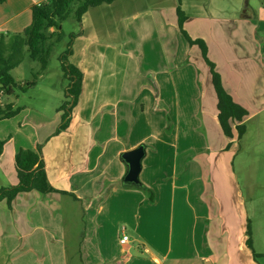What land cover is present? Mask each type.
<instances>
[{"label": "crops", "instance_id": "obj_1", "mask_svg": "<svg viewBox=\"0 0 264 264\" xmlns=\"http://www.w3.org/2000/svg\"><path fill=\"white\" fill-rule=\"evenodd\" d=\"M42 1L45 0H6L0 3V32L24 30L32 21L33 5ZM133 1L135 0L119 3V6L112 9L113 12L108 9L113 4H118V0L101 5V10L106 9L114 14L107 16L100 11L102 16L97 14L98 23L97 18H93L95 15L92 16L93 10H97L95 7L84 13L80 34L74 39L72 52L68 57L69 62L74 63L82 72V89L65 127H62L64 120L60 107L52 119H47L49 117L32 109L36 114L33 119H38L36 122L27 115V106H23L18 113L17 117L23 112L26 114L21 116L19 123L25 124V119H30L35 129V133L30 134L28 144L20 145L21 148L40 151L50 183L56 189L67 193L31 190L17 196H21L25 203L35 197L39 215L46 217L47 223L56 226L63 222L64 200L67 202L70 197L82 200L81 206L86 218L82 249L88 264H117L122 256L125 259L124 264H163L168 259L175 262L189 260L191 264H243L240 258H249L251 255L246 241L247 230L243 226L245 217L242 214L235 217V207L229 212L234 219L233 224L224 229L228 232L224 233L228 237L226 245H214L210 237L211 233H217L219 229L217 221L213 223L212 220L219 218L220 214H212V205L204 199V194L208 191L204 184L208 182L207 177L212 176V168L219 164V160L213 157L216 154L214 151L227 150V146L234 139L226 136L220 126L218 101L212 81L211 118L206 116V121H193L185 116L181 120L178 117V90H185L188 79L201 81L200 71L196 73L195 66L192 63L187 64L191 49L189 52V48L185 47L182 34L175 33L173 36L177 40L176 44H182L183 49L180 51V46L174 48L172 45L170 33L159 28L160 15L155 14L154 10L129 11ZM181 5L188 16L193 17L196 14L194 28L188 26L187 22L184 24L187 32L193 38L200 37L206 41L208 55L215 63L216 70H220L218 72L225 89L242 105L243 102L236 99L226 82V70L219 68V63L211 56L209 37H214L215 32L220 30L210 25L208 36V30L200 32L198 25L208 19L211 22H225L229 19L232 26H224L222 32L230 33L224 34L225 37L245 36L253 47L256 46L258 55L247 59L252 61L264 51V35L263 41L259 35L260 31L264 33V7L253 9L251 14H244L241 19H225L207 12V7L203 8L201 4L192 15L184 8V0H181ZM244 16L256 17L257 24L243 20ZM131 25L136 36L141 35L144 39H137V45L128 37L127 31ZM145 28L147 31L150 29L149 40L143 33ZM121 32L127 35L126 40H122ZM150 40L151 47L158 44L156 52H159L158 56H162L164 63L157 71L149 66L144 74H150V81L146 82L142 74L143 82L140 83L139 61L145 58L142 48H148ZM170 55L174 59L177 56L182 57L184 65L176 62L172 70ZM261 62L264 66V58H261ZM142 70L144 71L143 67ZM209 75L208 79H211ZM201 92H204L202 88ZM0 94L4 96L2 91ZM184 95H187V91H184ZM161 98L166 109L164 111L168 115L174 114V118L177 115L174 128L168 134L163 126L158 127L155 132V123L150 120L146 122L145 112L149 109V103ZM261 109H264V105L259 108ZM140 114L144 116L141 124L138 122ZM16 128V131L20 130L18 126ZM200 128H204L205 137ZM9 142L11 141L5 143L4 151L0 155L3 165ZM140 144L145 145L140 180L155 197L154 202H146L147 198L140 190L143 189L140 185L123 182L128 165L121 158V154ZM209 147L211 150L208 152ZM21 148L12 145L11 150H8V175L13 184L18 182L14 167L15 154ZM71 194H75L77 198ZM17 196L13 199V206ZM123 223L128 224L137 234L136 238L131 236L126 243L120 241L123 234L122 227L120 232L119 226ZM132 223L134 226H131ZM112 230L116 231L115 234L110 233ZM49 231L53 232V229ZM35 233L20 234L18 251L24 254H40L41 251L36 249L42 250L43 245L49 249L57 247L62 251L61 263L66 264L63 237L60 243L50 232L48 236L39 233L37 235V230ZM172 239L175 240L174 243ZM97 242L100 243L98 246ZM134 242L137 243L133 244ZM102 244L104 250L101 248ZM247 263L256 262L249 260Z\"/></svg>", "mask_w": 264, "mask_h": 264}, {"label": "rangeland", "instance_id": "obj_2", "mask_svg": "<svg viewBox=\"0 0 264 264\" xmlns=\"http://www.w3.org/2000/svg\"><path fill=\"white\" fill-rule=\"evenodd\" d=\"M123 1L125 0H118V4H113L108 10L113 12L114 8L117 5L119 6V3ZM184 2V8L190 15L194 13L196 8H200L201 4L203 8L207 7V12L214 13L225 19L227 17L241 19V16L244 14H251L253 9L264 7V0H184ZM178 4L179 0H135L131 3L129 11L135 9L139 11H156L154 13L160 15V20L158 21L159 28L162 31L170 33L169 38L170 41L172 40V45L174 48L180 46L179 49L176 48L180 51L183 49L182 44H176L177 40L173 36L175 33L182 34L186 43H184L185 47L189 48V52L191 49V55L189 56L188 54L187 64L192 63L195 66L196 73L200 71L201 81L195 79L191 81L188 79L184 90L187 91V95H184V91L178 90L180 102V115L178 117H181V120L183 119L182 117L188 116L193 121H198L199 119L206 121L207 117L211 118L213 113V101H210V93L213 91L210 84L212 79H208L210 70L204 57L201 56L202 51L199 45L190 43V40L179 29L176 9ZM102 5L104 6V4ZM101 7V5L96 6L95 9L97 10H93L92 16L95 15L93 18H97V20L95 19L97 23L99 16H102L100 11L105 12L107 16L114 14L109 13L106 9L101 10ZM188 10L191 11L189 12ZM195 15L193 17L187 15L185 21L192 28L196 26ZM228 20L225 22L218 20L211 22L212 20L210 21L209 19L208 21L203 20L204 22L198 25V29L200 32L208 30V33L206 32L207 35L209 34L208 36H210L208 29L210 25L218 29V31L220 30L219 32H215L214 37H209V45L212 49L211 56L219 63V68L226 70L225 77L228 86L233 90L236 99L243 102L242 105L247 109L249 115L244 120L245 132L243 135L239 137L238 131L234 127L233 143H230L228 146L225 145L227 146V150L225 151H214L216 154L213 157L219 160V164L218 167L212 168V176L207 177L208 182L204 184V188L208 191L204 194V199L212 205V214H220L219 218L212 220L213 223L217 221L219 225L217 233L210 234L212 244H218L219 247H224V244L226 245L228 237L224 234L227 232L224 229L229 228L233 224L234 219H232L229 212L233 211L232 207H235V217L241 214L245 217L243 226L245 230H250L251 244L254 250V253H252L249 247L251 256L249 258H240L242 263L248 264L249 260L250 262L254 260L255 264H264V109L259 110L264 105V66L261 62V58H264V51L255 60L247 61V59L250 60L254 55H258V49L256 46L253 47L245 36L238 37L234 35L232 37H225L224 34L229 35L230 33H224L222 30L227 26H232V23ZM243 20L249 23L253 21L255 24L258 21L256 17L247 16H244ZM139 24L141 23L139 22ZM60 26L65 36L61 42L55 43L46 69L42 70L41 63L38 60L30 58L28 52L25 51L22 62L12 71L17 81L16 93L11 96L4 93V96L0 94V99L3 103L11 101L15 102L16 106L22 108L23 106H27L29 110V114L27 115H29L31 120H34L33 117L36 115L34 111L49 117L47 119H52L55 116L57 108L66 99H70L66 97V88L69 80L64 75L60 56L66 49L68 42L71 41V34H75V39L80 34L82 25L71 14L69 18L60 22ZM132 26L127 31L128 37L131 39V42L137 45V39L142 40L143 37L141 35L136 36ZM167 27H170V29L167 30ZM51 29L53 30V28ZM192 30L195 32L194 29ZM149 31L146 28L143 30L147 40L150 37ZM121 35L122 40L127 39L125 33L121 32ZM259 35H261V41H263L262 35L264 33L260 31ZM119 37L117 36V38ZM148 43V48H142L145 52V58L139 61L140 83L143 82L142 74H144L149 66L157 71V68L164 63L162 56H158L159 52H156L158 44L151 47L152 40ZM262 44L260 43V45ZM132 50L134 49L132 48ZM250 50L253 52L251 53ZM170 56V67L172 70L176 62H181L182 66L184 65L182 57L178 58L177 56L174 59L172 55ZM232 58L235 59L233 60ZM218 71L220 72V70ZM145 74L146 82L147 80L150 81V74ZM189 75L191 74L189 73ZM209 78H211V75H209ZM33 81L35 82L34 84H29ZM201 88L204 90L203 93L201 92ZM156 92H158L157 88ZM164 110L166 109L164 108L163 98L160 100L155 99L152 104L149 103V109L145 112L146 122L150 120L151 123H155V132H157L158 127L163 126V130L165 128V132L168 134L174 128V119L177 118V115L174 118V114L168 115ZM17 115L6 118L7 120H0V139H4L6 142L11 141L8 143V148H6V154L4 153L5 164L3 165L0 162V188L13 184L9 179L8 173L10 167L7 165V157L12 145L18 148H21L20 145L26 146L27 142L30 141L31 132L35 133L33 122H30V119H25V124L19 123L22 120L21 116L26 114L23 112L22 115L18 117ZM142 117L144 116L140 114L138 119L140 124L144 121ZM37 120L34 121L36 122ZM17 126L20 128L19 131H16ZM199 130L205 137L204 128H200ZM10 137L11 139H9ZM210 150L209 147L207 151L209 152ZM212 162L214 163V158ZM144 176L145 172L142 174L143 179ZM140 190H142L144 196L147 198L146 202H154V196L153 201L150 200V192L144 189ZM20 193L22 194V192ZM16 199L14 206L13 200L11 205L5 199L0 202V264H48L49 262L50 264H62L60 261L62 251L57 247L49 249L48 246L43 245L41 246L42 250L36 249V251H41V253H32L33 255L18 251L20 234L31 233L35 235L36 230L37 235L46 234L48 236L49 232L52 233L53 237L60 243H62L61 237H63L66 245V264H88L82 249L83 238L86 232V218L81 206L82 200H74L71 197L67 198L69 203L64 200L63 222L61 224L59 222V226H56L47 223V218L39 215L38 207L35 205L37 203L35 197L29 199L26 203L21 196H17ZM131 226H134L133 223ZM121 227L125 229V233L129 237L136 238V232L128 224L123 223L120 225V232ZM50 229H53V232L49 231ZM115 232V230H112L110 233L115 234ZM172 242L174 243L175 240L172 239ZM135 243L137 242L133 244ZM99 244L97 242L96 245L98 246ZM101 248L104 250V244L101 245ZM124 260L122 256L117 264H124ZM191 263L189 260L175 262L172 259H168L163 264Z\"/></svg>", "mask_w": 264, "mask_h": 264}, {"label": "trees", "instance_id": "obj_3", "mask_svg": "<svg viewBox=\"0 0 264 264\" xmlns=\"http://www.w3.org/2000/svg\"><path fill=\"white\" fill-rule=\"evenodd\" d=\"M6 0H0V3ZM115 0H45L32 7V21L22 31L0 32V91L11 96L16 93L17 81L13 75V70L22 62L25 51L29 57L41 63L42 70L48 65V60L55 46V43L64 39V32L61 30L60 22L73 17L81 24L82 17L90 8L111 4ZM178 15V26L180 31L190 40L192 44H198L202 51L206 63L209 66L212 84L217 97L218 120L224 134L230 138L234 135V127L241 137L245 132L244 120L248 116L247 109L238 103L234 97L225 89L221 74L216 70L215 63L208 56V46L204 39L193 38L185 29L184 24L187 18L186 12L182 8L181 0L176 7ZM53 28V30L51 29ZM75 34H71L74 40ZM68 42L66 49L60 56L64 75L68 78L69 84L66 88V97L69 100L60 106L63 110L65 127L68 123L74 105L82 89V72L74 63L69 62V54L72 52L73 40ZM53 40V41H52ZM35 82H30L29 84ZM22 107L16 106L15 102L3 103L0 99V120L11 118L20 112ZM6 140L0 139V155L4 151ZM15 168L18 182L10 186L0 188V202L6 200L11 205L12 200L20 192L38 190L43 193L63 192L52 186L48 179L45 163L40 151L29 148H21L15 154ZM144 190L148 188L140 184ZM75 198V194H71ZM150 200L153 194L150 192ZM247 245L254 250L251 244L250 230L248 229Z\"/></svg>", "mask_w": 264, "mask_h": 264}, {"label": "water", "instance_id": "obj_4", "mask_svg": "<svg viewBox=\"0 0 264 264\" xmlns=\"http://www.w3.org/2000/svg\"><path fill=\"white\" fill-rule=\"evenodd\" d=\"M145 155V145L140 144L137 147L124 151L121 158L127 163L128 171L123 178L126 184L140 185V172L142 169V159ZM206 264H210L207 262Z\"/></svg>", "mask_w": 264, "mask_h": 264}, {"label": "built area", "instance_id": "obj_5", "mask_svg": "<svg viewBox=\"0 0 264 264\" xmlns=\"http://www.w3.org/2000/svg\"><path fill=\"white\" fill-rule=\"evenodd\" d=\"M122 234H123V235H122V237L120 238L121 243H126L127 241L130 240L129 235L125 233V229H124V228H122Z\"/></svg>", "mask_w": 264, "mask_h": 264}]
</instances>
